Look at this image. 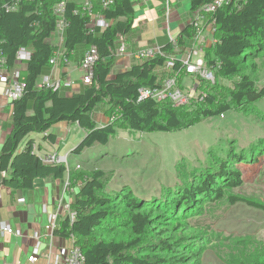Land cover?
<instances>
[{
  "label": "trees",
  "instance_id": "16d2710c",
  "mask_svg": "<svg viewBox=\"0 0 264 264\" xmlns=\"http://www.w3.org/2000/svg\"><path fill=\"white\" fill-rule=\"evenodd\" d=\"M16 2L0 0V55L9 74L20 67L17 54L21 49L30 52L31 59L22 71L21 78L26 87L23 96L12 102V131L5 138L0 152V185L12 190H31L37 180L65 176L66 167L44 164L35 154L32 143L18 151L28 135L45 134L61 122L77 124L86 131L72 152L80 154L96 144H106L123 128L141 133H170L230 111L251 113L264 99V86L258 87L255 79L260 62H264V0H231L229 5L216 12L213 18L217 22L218 43L207 49L206 61L210 68L217 69L218 77L232 85L226 88L217 84L211 87L204 101L183 107L151 99L139 101V89L160 87L157 71L165 64L163 57L141 61L128 71L113 76L119 58L116 53L119 40L129 35L135 25L133 0H92L88 11L77 0H20L17 10L8 11L7 6ZM61 2H65L62 17L65 21L64 43L61 47L64 59H71L81 47L92 46L97 48L99 56L92 84L71 97L37 87L60 49L55 43L59 20L55 7ZM108 2L111 4L105 7ZM210 2L191 0V12L201 10ZM95 16L104 18L109 26L104 29L93 27ZM193 34V27L188 25L177 38L176 46L169 43L163 48L164 53L172 55L183 49ZM99 106L106 109L105 115L110 119L103 126L93 118ZM46 138L52 140L53 136ZM232 153L219 157L213 172L197 175L194 181H202L200 185L170 190L167 196L172 197L162 200L174 203V208L183 198L186 201L182 204L186 209L185 216H172L169 220L186 219L180 230L186 231L188 225L193 228L175 239L153 238L152 205L142 204L129 189L120 193L108 191L107 185L113 178L111 173L95 170L87 175L75 169H70V178L73 185L78 186L72 203L76 219L73 223L68 218L61 220L54 235L62 239L73 238L84 254V264H189L190 256L195 262L201 254L200 246L209 239L203 227L191 224L196 212L192 207L197 200L223 199L224 188L235 167L230 164L247 158L243 153ZM250 154L252 158L253 155L264 156V147L254 145ZM3 173L7 176L3 177ZM231 176L238 181V176ZM231 201L236 203L241 199L234 197ZM149 202L157 204L156 200ZM251 204L264 209L263 205ZM189 240L196 244L192 245ZM183 251H190V255H177ZM168 255L171 256L168 258ZM252 264H264V252Z\"/></svg>",
  "mask_w": 264,
  "mask_h": 264
},
{
  "label": "rangeland",
  "instance_id": "374dc122",
  "mask_svg": "<svg viewBox=\"0 0 264 264\" xmlns=\"http://www.w3.org/2000/svg\"><path fill=\"white\" fill-rule=\"evenodd\" d=\"M18 70L22 74V70ZM7 74L10 76L13 73ZM255 76L258 87L264 86V62H260ZM180 80L186 86L191 83L188 77H181ZM218 85L229 88L232 84L220 78ZM203 89L208 96L211 87L204 86ZM196 102L198 100H192L189 105ZM101 109L103 106H99L95 113L102 112ZM34 135L38 142L44 144L42 134ZM81 135L82 131L75 127L70 140L76 141ZM254 145L264 147V99L256 104V109L251 113L230 111L170 133H141L123 128L106 144H96L80 154H71V165L80 167L75 169L80 174L88 175L95 170L111 173L113 178L107 190L120 193L129 189L142 204L152 205L153 238L172 240L179 234L190 232L193 227L188 225L186 231L180 230L181 223L186 219L169 220L172 216H185L186 209L182 204L186 201L183 198L174 208V203L162 201L165 197H172L167 196L168 192L200 185L202 181L197 183L195 177L204 172H213L219 157H227L232 152L245 154V161L230 164L235 167L231 170L229 184L224 188L223 199L211 202L197 200L192 207L196 209L195 216L189 220L191 224L203 227L209 239L200 246L201 254L195 262L252 264L264 252V209L251 204L264 206V156L253 155L254 160L249 157ZM67 152L68 147L63 146L60 155L64 156ZM234 174L238 176V181L231 178ZM234 197L241 201L232 203ZM151 200H156L157 204H151ZM160 204L168 206L162 207ZM188 242L196 244L193 240ZM187 252L177 255H190V251ZM188 261L189 264L195 263L193 256Z\"/></svg>",
  "mask_w": 264,
  "mask_h": 264
},
{
  "label": "crops",
  "instance_id": "0c3cea01",
  "mask_svg": "<svg viewBox=\"0 0 264 264\" xmlns=\"http://www.w3.org/2000/svg\"><path fill=\"white\" fill-rule=\"evenodd\" d=\"M133 2L135 25L129 35L119 40L116 49L119 58L113 76L126 72L133 65L141 62L136 58L139 49L150 46L163 49L171 43V39L176 41L184 29L188 25L190 26V22L196 14L191 12V0H171V21L170 27H167L163 0H133ZM55 40V43L60 47L59 53L57 52V64L49 67L45 75H51L52 81H61L60 95L71 97L74 93L81 92L85 87L82 82L81 63L88 48L81 47L74 52L71 59H64L61 48L64 38H59L57 35ZM122 41L126 44L124 55L118 52ZM191 43L192 38L187 40L182 50L189 47ZM25 64L19 62L20 67L18 69L24 71ZM1 71H3L2 67H0V74ZM105 110L103 107L102 112L97 111L93 114V118L99 126L110 121L109 117L105 115ZM11 117L12 103L5 96V84L0 82V152L5 138L12 131ZM75 127L82 131V135L76 141H72L70 138L75 132ZM34 134L28 135L23 140L18 151H22L28 143H32L36 146V155L38 156L52 153L60 155L63 146H67L68 152L64 156H67L68 159L69 172H66L61 179L37 180L31 190H12L6 185H0V222L8 223L15 230V234H7L0 239V264H30L28 258L37 248L40 249L41 254L38 264H46L44 256L49 251V242L52 240L53 252L55 253L58 249L65 247L68 242V239L56 237L54 234L51 237L46 226L50 215L57 210L61 199H64L65 202L72 199L73 202L72 195H65V183L68 179L71 181L70 169L78 167L71 165V154L85 137L86 131L77 124L61 122L53 126L47 133L42 134L44 144L38 142ZM50 135L53 136L52 140L46 138ZM73 188L76 192L78 186L73 185Z\"/></svg>",
  "mask_w": 264,
  "mask_h": 264
},
{
  "label": "built area",
  "instance_id": "2783aa9c",
  "mask_svg": "<svg viewBox=\"0 0 264 264\" xmlns=\"http://www.w3.org/2000/svg\"><path fill=\"white\" fill-rule=\"evenodd\" d=\"M20 0L13 5L7 6L8 11L17 10V5ZM32 2L34 0H25ZM82 4L84 10L91 9L92 0H77ZM165 7V21L167 27H170V1L163 0ZM230 0H211L201 10L196 11L195 16L190 22V26L194 29L192 43L185 50L178 49L175 54H165L161 47L150 46L139 49L136 58L140 61H150L157 57L166 59L162 68H159L157 73L160 79V87L158 88H141L139 89V101L151 99L157 103L170 102L175 107L189 105L192 100L204 101L207 97L204 92L206 87H213L218 84L221 77H217V69H212L208 66L206 61V52L209 46H214L218 43L216 38L217 22L214 20V14L228 5ZM111 4L108 2L105 7ZM65 2H61L55 7V13L59 16L57 22V35L59 38L64 36L65 21L63 20ZM93 27L106 28L109 23L101 16H95L92 21ZM171 43L176 46V41L171 39ZM118 52L121 55L126 53V44L124 41L120 43ZM59 53V52H58ZM58 53L50 61V67L56 66ZM98 51L95 46L88 48L84 54L81 68L84 72L82 79L85 85H91L95 76V65L98 60ZM31 59V53L25 49H21L17 54V60L20 63H26ZM5 61L0 55V67L3 68L0 74V82L5 84V96L11 102L19 100L24 93L25 83L21 78L19 70L8 75L4 69ZM219 64L217 65V67ZM178 67V68H177ZM181 77H188L191 80L189 86H186L180 80ZM39 89L43 87L51 89L54 92H59L62 83L61 81H52L51 75H45L42 82L37 86ZM36 149V146H33ZM46 165H64L69 172V165L67 156H61L58 153L46 154L40 159ZM6 173H3L5 176ZM75 193L70 179L65 183V195H72ZM72 199L59 201L57 210L49 217L46 226L47 231L51 237L55 230L59 227L61 219L68 218L70 222L76 219V213L72 209ZM7 234H15V230L6 222H0V239ZM67 245L53 252L52 240L49 242V251L45 254L46 264H84L85 257L82 251L75 245L74 239L69 238ZM41 259L40 249L37 248L33 254L28 258L30 264H38Z\"/></svg>",
  "mask_w": 264,
  "mask_h": 264
},
{
  "label": "bare ground",
  "instance_id": "6f19581e",
  "mask_svg": "<svg viewBox=\"0 0 264 264\" xmlns=\"http://www.w3.org/2000/svg\"><path fill=\"white\" fill-rule=\"evenodd\" d=\"M28 62V61H27ZM26 62V63H27ZM82 69V68H81ZM82 72H83V70H82ZM83 77H84V72H83ZM83 79V78H82ZM83 82V81H82ZM83 85H85L84 83H83ZM85 86H88V85H85ZM34 146V145H33ZM33 150H34V152H35V154H37L36 152H37V149H34V147H33ZM42 156H44V155H42ZM42 156H38L40 159H41V157Z\"/></svg>",
  "mask_w": 264,
  "mask_h": 264
}]
</instances>
